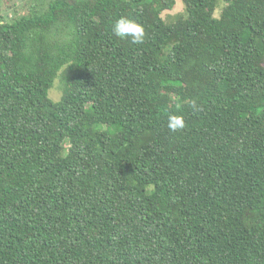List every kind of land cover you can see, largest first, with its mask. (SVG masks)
I'll return each mask as SVG.
<instances>
[{
  "label": "trees",
  "instance_id": "1",
  "mask_svg": "<svg viewBox=\"0 0 264 264\" xmlns=\"http://www.w3.org/2000/svg\"><path fill=\"white\" fill-rule=\"evenodd\" d=\"M23 1L0 0V264H264V0Z\"/></svg>",
  "mask_w": 264,
  "mask_h": 264
},
{
  "label": "clouds",
  "instance_id": "2",
  "mask_svg": "<svg viewBox=\"0 0 264 264\" xmlns=\"http://www.w3.org/2000/svg\"><path fill=\"white\" fill-rule=\"evenodd\" d=\"M112 34L120 39L130 38L133 44H142L145 40V30L143 26L135 20L121 16L115 20L111 28ZM167 127L170 131L176 132L185 127L184 118L181 115L169 114Z\"/></svg>",
  "mask_w": 264,
  "mask_h": 264
},
{
  "label": "rangeland",
  "instance_id": "3",
  "mask_svg": "<svg viewBox=\"0 0 264 264\" xmlns=\"http://www.w3.org/2000/svg\"><path fill=\"white\" fill-rule=\"evenodd\" d=\"M17 4V7H19L21 9V7L24 6V1L23 0H12ZM176 4L174 6V8L171 11H167L164 13L165 14H177V13H182L184 11V5L182 3L181 0H175ZM22 10V9H21ZM23 11V10H22ZM48 95L50 97L51 100L53 101H59L60 97H61V90H60V85H59V81L56 79L53 87L49 90Z\"/></svg>",
  "mask_w": 264,
  "mask_h": 264
}]
</instances>
